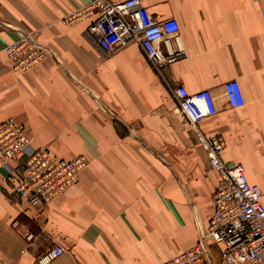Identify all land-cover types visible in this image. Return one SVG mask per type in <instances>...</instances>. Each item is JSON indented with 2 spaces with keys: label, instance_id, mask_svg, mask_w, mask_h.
I'll list each match as a JSON object with an SVG mask.
<instances>
[{
  "label": "crops",
  "instance_id": "1",
  "mask_svg": "<svg viewBox=\"0 0 264 264\" xmlns=\"http://www.w3.org/2000/svg\"><path fill=\"white\" fill-rule=\"evenodd\" d=\"M89 1L0 0V122H22L55 157L78 149L89 158L77 183L37 210L9 193L0 171V264H39L55 242L67 251L48 264H163L191 247L219 177L196 129L220 137L222 160L243 165L264 204V0H141L155 19L179 24L158 44L174 57L157 67L139 43L105 53L86 32L95 14L78 15ZM23 31L48 53L14 70L4 47ZM233 79L237 107L223 99ZM177 85L211 90L217 112L189 123Z\"/></svg>",
  "mask_w": 264,
  "mask_h": 264
},
{
  "label": "built area",
  "instance_id": "2",
  "mask_svg": "<svg viewBox=\"0 0 264 264\" xmlns=\"http://www.w3.org/2000/svg\"><path fill=\"white\" fill-rule=\"evenodd\" d=\"M91 13L95 17L86 32L105 53L139 43L155 67L174 57L163 56L158 44L177 36L178 22L172 17L155 19L141 0H90L78 10V15ZM36 46L24 32L4 50L18 60V66H27L43 56V51H36L42 47ZM25 50L32 52V56L21 58ZM172 91L180 111L193 125L217 112L216 96L209 89L188 92L183 85H177ZM223 99L231 107L244 103L237 80L223 84ZM196 130L208 163L219 176L212 211L206 224L199 225L196 242L163 264H264V204L259 185L248 179L242 164L227 165L222 160L223 143L218 135ZM82 164L80 158L61 159L47 148L35 145L22 122H0V171L5 172L9 193L28 208L43 207L75 184ZM66 251L55 242L38 256V263L48 264Z\"/></svg>",
  "mask_w": 264,
  "mask_h": 264
},
{
  "label": "rangeland",
  "instance_id": "3",
  "mask_svg": "<svg viewBox=\"0 0 264 264\" xmlns=\"http://www.w3.org/2000/svg\"><path fill=\"white\" fill-rule=\"evenodd\" d=\"M24 33V31L23 32H21L20 33V36L18 37V38H21V35ZM25 33H27L28 34V36L30 37V38H32V40H34L35 41V43L38 45V46H36V47H42V48H37L36 49V51L38 52V50L40 51V52H42L43 51V56H41L39 59H37L36 61H34V62H32V63H30L29 65H27V66H18L17 65V59H16V61L9 55V54H7L6 53V51L4 50V52H5V54L8 56V58H9V60H10V62H11V67H12V69H14V70H25V69H27V68H29V67H32L33 65H35L40 59H42L48 52H47V50L45 51L44 50V48H46L42 43H40V42H38L37 40H36V37H35V35L33 34V32H25ZM14 41V40H13ZM12 42V41H11ZM11 42H9V43H11ZM8 43V44H9ZM7 44V45H8ZM6 45V46H7ZM5 48V47H4ZM47 49V48H46ZM32 56V52H30V51H28V50H25L24 52H23V54H21V58H22V56L24 57V58H27L28 56ZM22 60V59H21ZM21 62V61H20ZM16 64V65H15ZM20 65H25V64H20ZM6 119H13V118H6ZM5 119V120H6ZM4 121V120H3ZM184 123V125L186 124V122H183ZM30 136H32L31 134H29ZM71 135H73V136H75V133H73V134H71ZM33 137V136H32ZM196 139H197V142H198V144H200L199 143V140H198V138H197V136H196ZM38 146V145H37ZM39 146H41V145H39ZM200 146L202 147V145L200 144ZM43 147H45V146H43ZM45 148H47V147H45ZM202 149L204 150V148L202 147ZM47 150H48V152L49 153H51L50 152V149H48L47 148ZM68 152V153H73V157L72 158H70V159H68V160H71V159H74V158H80V159H82L83 160V164H82V168L79 170V173H78V176L77 177H79V174H80V172L88 165V163H89V158H88V156H87V154H85V153H81V151L80 150H78V149H65V150H63V153H65V152ZM70 151H72V152H70ZM88 150H86L85 152H87ZM152 151V153L154 154V155H160V151L161 150H151ZM205 151V150H204ZM206 152V151H205ZM162 155H163V160H164V165H165V167H171V165H170V163L167 161V156H166V154H164V153H162ZM72 156V155H71ZM167 162V163H166ZM181 169H182V171H184L185 170V168H183V167H181ZM181 174H185V172H181ZM77 180H78V178H77ZM77 180H76V182L75 183H77ZM74 185V184H73ZM72 185V186H73ZM71 187V186H70ZM70 187H68V188H70ZM67 188V189H68ZM66 189V190H67ZM65 191V190H64ZM63 191V192H64ZM197 212H196V214H195V216H196V218L200 215L199 213H198V210H196Z\"/></svg>",
  "mask_w": 264,
  "mask_h": 264
}]
</instances>
